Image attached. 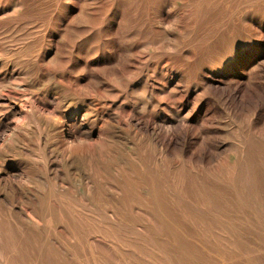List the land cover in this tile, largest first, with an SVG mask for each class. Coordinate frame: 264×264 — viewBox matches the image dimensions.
<instances>
[{"label": "rangeland", "instance_id": "374dc122", "mask_svg": "<svg viewBox=\"0 0 264 264\" xmlns=\"http://www.w3.org/2000/svg\"><path fill=\"white\" fill-rule=\"evenodd\" d=\"M0 264H264V0H0Z\"/></svg>", "mask_w": 264, "mask_h": 264}]
</instances>
